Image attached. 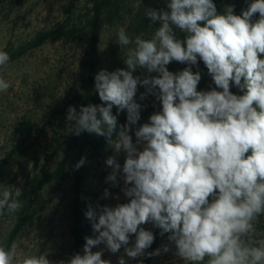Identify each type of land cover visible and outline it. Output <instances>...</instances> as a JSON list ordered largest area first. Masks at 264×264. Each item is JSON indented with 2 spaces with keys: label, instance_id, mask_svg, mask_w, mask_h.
Segmentation results:
<instances>
[{
  "label": "clouds",
  "instance_id": "obj_1",
  "mask_svg": "<svg viewBox=\"0 0 264 264\" xmlns=\"http://www.w3.org/2000/svg\"><path fill=\"white\" fill-rule=\"evenodd\" d=\"M145 14L158 24L150 38L133 39L118 29L126 69L95 76L103 104L79 111L69 106L66 116L70 134L94 133L126 153L122 168L115 157L106 160L112 168L106 179L116 186L122 173L127 202L89 207L85 215L95 237H85L82 255L58 264H111L102 258L104 249L93 251L101 244L113 254L123 247L133 259L158 256L161 249L147 251L155 237L146 224L161 236L169 233L175 255L187 264H264V231L257 227L264 217V0H248L239 15L234 5L218 12L213 0H166ZM177 30L185 33L182 39ZM174 61L187 67L169 71ZM199 61L215 85L211 90L198 91L201 73L193 66ZM9 62L0 50V68ZM138 69L158 75L134 76ZM10 86L0 77V92ZM138 86L146 89L140 100L151 94L160 109L135 130L134 143L130 132L142 108ZM123 111L127 123L118 126ZM84 164L81 158L75 167ZM14 188L0 191V216L21 209L22 190ZM124 256L118 264H126ZM47 257H18L16 245H0V264H53Z\"/></svg>",
  "mask_w": 264,
  "mask_h": 264
},
{
  "label": "rangeland",
  "instance_id": "obj_2",
  "mask_svg": "<svg viewBox=\"0 0 264 264\" xmlns=\"http://www.w3.org/2000/svg\"><path fill=\"white\" fill-rule=\"evenodd\" d=\"M125 9L122 11L121 19L107 24L104 28L100 46L101 70L108 72L117 69H126L124 59L126 49H121L117 44V32L120 27L125 28L131 38L141 36L148 39L154 33L158 24H153L146 16L147 8H156L151 1L148 6L145 0H123ZM234 0H213L222 13L226 6L232 5ZM246 0H243L245 3ZM94 0H0V50H18L31 42L37 34L64 23L68 17L77 20H85ZM243 3V4H244ZM240 5L237 15L245 9ZM163 8V7H160ZM142 13V14H141ZM144 17V18H143ZM146 20L154 27L149 32H137L136 26L132 29L131 24ZM177 36L183 38L185 33L177 30ZM83 61V50L81 40L74 43L66 42L65 38L46 43L43 46L30 50L20 59L10 62L1 72L0 77L10 82L11 86L6 92H0V191L4 187L10 188L14 193L18 187L24 190L26 183L34 173L42 170H51L56 165V158L51 162L46 161V156L53 152L51 143L60 139L59 133L68 132L66 116L55 119L54 110L61 107L69 100L73 93L80 90L83 73L81 62ZM169 71L178 72L187 67L185 64L172 62L168 66ZM134 76L152 75L145 69H138ZM143 86H138L136 100L142 105L141 118L136 125L132 126L130 135L135 143V130L143 123L148 122L149 117L160 109V104L155 97L149 94L146 99L140 100L141 93H145ZM106 106V105H105ZM113 114H117L114 106ZM29 119L35 126L25 153L12 156L8 163L4 161L9 157L15 144L17 136L15 128L23 119ZM49 120L55 122L56 127L48 124ZM118 126L127 123L126 111L120 112L117 116ZM46 127V131L39 133L38 130ZM58 132L56 135L55 130ZM119 130V128H118ZM111 144L105 148L99 156L91 157L89 152L84 164V187L82 200L89 207L98 211L97 205L115 206L117 203L127 202L122 192L124 182L122 173L117 176L118 184L113 185L107 181V176L112 168L106 164L109 157H115L117 162L123 166L126 153H116ZM74 178L71 175L66 183L57 189L56 184L46 186L32 206L36 211L35 220L29 224L24 231L11 241V233L16 226L19 211L0 221V245L11 248L17 247L18 257L47 252L48 259L53 264L63 260L67 262L74 254H83V247L78 251L74 247L72 236V218L70 213L73 196ZM109 196L105 197V190ZM118 197V199H117ZM143 227L156 231L151 224ZM258 230L264 231V217L260 218L257 225ZM91 235L95 237L90 221ZM169 233H165L158 249L161 254L155 256L151 264H187L175 255V246L168 240ZM135 237L130 238L129 246L134 243ZM164 246L169 247L167 253L163 252ZM104 249L103 259L111 261V264H118L119 258L124 256L123 247L119 252L113 254L108 251L105 245L101 244L93 248V251ZM126 264H140L144 257L129 258L124 256Z\"/></svg>",
  "mask_w": 264,
  "mask_h": 264
},
{
  "label": "trees",
  "instance_id": "obj_3",
  "mask_svg": "<svg viewBox=\"0 0 264 264\" xmlns=\"http://www.w3.org/2000/svg\"><path fill=\"white\" fill-rule=\"evenodd\" d=\"M151 1L154 6L159 8L165 7L166 4V0H145L144 3L148 6L151 4ZM243 3V0L233 1L232 5H234L235 14L238 13L240 5ZM247 4L248 0L243 4L245 9L247 8ZM124 9L125 3L123 0H94L85 20L82 18L74 20L68 17L64 23L47 31L40 32L31 42L18 50H3L9 54L10 62H12L20 59L30 50L37 49L46 43L57 42L64 38L66 42L70 43H74L79 39L81 40L83 50V61L81 62V70L83 73L82 84L80 90L73 93L71 98L67 100L63 106L55 108V119L65 116L69 106H74L77 108V111H79L81 106L103 104L95 89V76L101 71L100 46L102 35L107 24H112L115 20L121 19ZM217 9L218 12L222 13L219 7H217ZM131 26L132 29L136 26L137 32H149L150 29L154 27L152 24H148L146 20H142L139 23L134 21ZM4 68H0V72ZM193 71H199L201 73L198 91H208L215 87L203 61L198 62V67L193 66ZM230 90L234 94H242L235 86L231 87ZM48 124L51 125L52 128L56 127L54 121L52 122L49 120ZM54 130L56 135H58L56 129ZM44 131H46V127L42 128V130H38L39 133ZM34 132H36L35 126L29 119L25 118L17 124L15 128L17 143L9 157L4 161L5 164L8 163L12 156L23 154L27 151ZM59 136L60 139H57L55 143H51L53 152L46 156V161L49 163L56 158L55 167L48 171L42 170L34 173L32 178L26 183L22 195L18 198L22 203V207L19 210L16 226L11 233V241L15 240L17 236L35 220L36 211L33 210L32 206L41 191L51 184H56L58 189L66 183L71 175H73L74 185L70 213L72 218L74 247L78 251L86 243L85 237H90L91 229L90 220L87 219L85 215L89 209L82 200L85 180L84 165L79 167V169H77L75 165L81 158H84L86 161L89 152L92 158L99 156L102 151L111 144L108 143L105 137L97 136L94 133L82 132L77 136L67 132L66 134L59 133ZM113 139H115V137ZM2 165L3 164H0V167H2ZM8 216L10 215L7 213L0 216V221ZM154 237V242L147 250L148 252H155L159 248L162 238L160 229L156 228ZM154 257L155 256L148 257L145 255L144 264H151Z\"/></svg>",
  "mask_w": 264,
  "mask_h": 264
}]
</instances>
